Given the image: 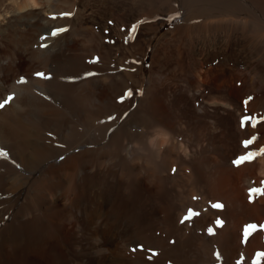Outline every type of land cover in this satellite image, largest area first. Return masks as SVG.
<instances>
[{
  "label": "bare ground",
  "instance_id": "6f19581e",
  "mask_svg": "<svg viewBox=\"0 0 264 264\" xmlns=\"http://www.w3.org/2000/svg\"><path fill=\"white\" fill-rule=\"evenodd\" d=\"M9 95L0 264H257L264 0H0Z\"/></svg>",
  "mask_w": 264,
  "mask_h": 264
},
{
  "label": "snow or ice",
  "instance_id": "6c2138e0",
  "mask_svg": "<svg viewBox=\"0 0 264 264\" xmlns=\"http://www.w3.org/2000/svg\"><path fill=\"white\" fill-rule=\"evenodd\" d=\"M64 17L68 18V17H71L73 14L71 12H65L62 14ZM57 17H53V19H56ZM109 23H111V21H109ZM133 31H135V27H133L132 29ZM68 31L67 28H57L56 30L52 31L50 34L52 36H57L58 34L60 33H63V32H66ZM43 47H47V45H42ZM89 76L93 75V73H88ZM36 76L37 77H40V78H47L46 77V74L44 72H36ZM21 82H26V81H23L21 80ZM14 99V96L12 95H9L5 98H3L2 102H0V109H4L8 104H10L12 102V100ZM245 104H247V101H245ZM110 119H115L114 117H110ZM249 117L248 116H245L242 120H241V124L244 125L246 123H248L249 121ZM253 141L252 140H244L243 141V144H244V147L247 148L250 144H252ZM0 156H7V153H5L3 150H0ZM255 154L254 153H249L247 156H244V155H241L238 159L234 160L233 163L234 164H237V165H241L243 164L245 161H250L254 158ZM63 158V157H62ZM173 171H175V169H173ZM253 191H258L256 189H254ZM214 208H220L222 207L221 204H213L212 205ZM199 213H194L193 211L189 210L188 212V215L185 217V219H190L192 216L194 215H198ZM217 224L219 225H223V221L222 220H217L216 221ZM256 228V225H248L245 230H244V235L245 237H247L249 235V230L251 229H255ZM209 232H212L213 229L209 228L208 229ZM217 256V259H219L220 257V254L217 253L216 254ZM261 258H264V252H261V253H258L257 254V264H259V261Z\"/></svg>",
  "mask_w": 264,
  "mask_h": 264
},
{
  "label": "rangeland",
  "instance_id": "374dc122",
  "mask_svg": "<svg viewBox=\"0 0 264 264\" xmlns=\"http://www.w3.org/2000/svg\"><path fill=\"white\" fill-rule=\"evenodd\" d=\"M175 24H176V20H173L172 22H170V23H168L167 25H166V27H163V29H162V32H165L166 30H169V29H171V28H173L174 26H175ZM49 32V31H48ZM47 32V33H48ZM43 35H45V36H43ZM42 36L44 37V39L46 40L47 38H48V36L49 37H51L52 35H49V34H43ZM41 36V37H42ZM47 36V37H46ZM41 37H40V40L42 41H40L39 42V46H40V48L42 47L43 49H44V47L42 46V44L44 45L45 43V45H47V47L48 46H50V43H51V41L49 40V42H48V40H46V41H43V39H41ZM54 37V36H53ZM52 38V37H51ZM44 42V43H43ZM41 44V45H40ZM52 44H53V42H52ZM45 49H46V47H45ZM148 69V64H146V70Z\"/></svg>",
  "mask_w": 264,
  "mask_h": 264
}]
</instances>
